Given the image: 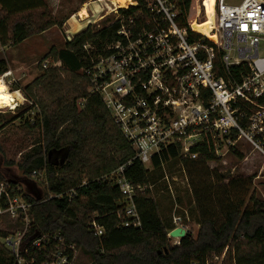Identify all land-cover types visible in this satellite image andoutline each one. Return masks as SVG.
<instances>
[{
	"label": "trees",
	"instance_id": "obj_1",
	"mask_svg": "<svg viewBox=\"0 0 264 264\" xmlns=\"http://www.w3.org/2000/svg\"><path fill=\"white\" fill-rule=\"evenodd\" d=\"M195 4V0L178 1L180 22L184 26L194 17ZM139 10L130 8L121 12L136 14ZM13 18L17 20L13 21ZM64 23L52 19L44 0H0V46L8 42L18 46L52 27H63ZM118 30L119 22L97 31L90 26L67 42L65 50L53 48L52 58L55 62L61 60L63 67L44 69V74L25 88V93L34 102L31 111L36 105L40 109L34 128H39L42 139L17 164L8 161L5 166L16 165L22 174L21 179L32 191H23L22 194L34 204L31 210L34 231L60 235L68 244L91 255L93 264H208L211 257L224 253L235 264H264V201L252 194L251 206H248L237 195L248 190L253 177L221 175L219 181L228 182L221 187L194 186L200 228L196 237L187 234L177 246H172L168 238L174 229L172 219L171 222L164 221L159 210L160 201L149 191L140 193L136 199L142 227L119 226L116 210L121 193L109 178L120 167L131 162L125 175L137 186L162 177L163 164L177 160L192 164L190 173L194 175L193 180L197 179L209 162L218 161L220 157L205 142L192 149V152L199 153L197 160L181 156V144L156 158L152 171L134 160L135 150L115 124L103 100L89 91L91 81L85 72L92 63L84 46L90 44L101 49L118 40ZM204 40L213 46L206 38ZM224 54L221 50L216 55L217 76L240 83L242 77L248 75L249 67L246 64L233 66L227 73ZM8 72L7 61L0 60V78ZM61 72L71 78L63 79ZM15 90L20 89L15 87ZM256 103L264 107V96L256 99ZM20 115L23 118L26 114ZM20 115L14 116L12 122ZM244 122L242 125L246 127ZM9 123L0 114V133ZM26 125L32 129L29 123ZM52 151L64 153L63 163L55 164L53 159L49 160ZM4 153L5 148L0 143V154ZM42 175L45 182L39 188L37 179ZM4 180L6 177L0 172V181ZM10 181L14 187L21 186L16 180ZM73 191V197L50 198L51 194ZM93 220L104 228L102 238L90 230L89 224ZM8 235L3 232L0 238ZM0 264H16V257L1 243Z\"/></svg>",
	"mask_w": 264,
	"mask_h": 264
},
{
	"label": "built area",
	"instance_id": "obj_2",
	"mask_svg": "<svg viewBox=\"0 0 264 264\" xmlns=\"http://www.w3.org/2000/svg\"><path fill=\"white\" fill-rule=\"evenodd\" d=\"M178 1L131 0L121 6L107 0V15L115 16L107 26L119 22V38L101 49L84 46L92 63L85 71L91 81L89 91L101 97L135 150L134 160L145 168L152 170L155 159L178 144L182 145L181 156L190 160L199 158L192 149L200 144L206 142L220 157L241 139L264 154V107L256 103L264 96V57L259 53L264 40V0H243L239 4L217 0L216 25L221 38L216 40L193 28L197 18L181 24ZM130 8L140 10L136 14L121 12ZM104 11L96 9L93 15ZM73 19L81 22L77 15ZM196 35L202 38H194ZM234 47L237 58L232 62ZM221 50L225 52L227 73L233 66L249 67L240 83L217 76L215 59ZM10 76L6 73L2 78ZM127 166L110 176L121 193L116 210L119 226L141 228L136 199L146 191L154 196L156 186L163 183L175 202L171 209L173 230H186L189 215L176 200L178 178L165 172L159 183L136 186L125 175ZM23 191L7 177L0 181V224L10 228L1 244L16 257V264H79L80 250L60 235L40 232L35 237L39 231H34V204L25 199ZM74 195L73 191L51 194L50 198ZM179 211L185 212L184 217L177 215ZM89 228L99 238L104 236V228L96 220Z\"/></svg>",
	"mask_w": 264,
	"mask_h": 264
},
{
	"label": "rangeland",
	"instance_id": "obj_3",
	"mask_svg": "<svg viewBox=\"0 0 264 264\" xmlns=\"http://www.w3.org/2000/svg\"><path fill=\"white\" fill-rule=\"evenodd\" d=\"M47 4V12L58 21H65L63 27L55 26L51 29L32 36L25 42L18 46H13L10 42L6 45L0 46V60L7 61L9 66V72L11 76L4 80L11 93L20 92L24 98L21 103L15 109L5 108L0 109V114L4 117V121L9 123V126L0 133V143L5 148V153L0 154V172L8 179H13L19 182L22 189L27 191L30 187L21 179L22 174L17 166L6 167L5 164L8 161L15 162L16 164L22 159V156L29 152L36 142H39L41 138V131L36 127L38 114L40 115V109L36 105L33 108V100L25 93V88L40 78L44 74V69L51 66H57L62 68V61L57 62L51 56L52 49L63 51L66 49V43L73 40L75 36L92 26L94 30H99L106 27L109 21L115 18L114 15H107L106 4L107 0L102 3H98V0H44ZM114 1V0H113ZM243 0H227L229 3H241ZM195 15L190 20L198 19V23L202 27L194 24L193 27L201 33H209L210 38L213 36L218 39L221 38V34L217 29V0H195ZM115 4H118L114 1ZM87 7L89 19L79 20L73 19L74 15H79V12L83 7ZM105 9L100 15H93L96 9ZM39 12L37 13V15ZM94 16V17H93ZM79 17V16H78ZM103 18V19H101ZM214 18V20H213ZM48 19V17H47ZM110 19V20H109ZM17 18H13L16 21ZM213 20V22H212ZM90 22V23H89ZM216 25V26H215ZM206 31H205V30ZM1 43V40H0ZM260 56L264 57V40L260 45ZM232 62L236 61L237 52L236 48H233L231 52ZM47 66L46 68L44 66ZM63 79L68 80L69 74L61 72ZM15 87H19L20 90H15ZM26 115L22 118L20 114ZM20 118L15 122H12L14 116ZM24 115V114H23ZM40 117V116H39ZM26 123L32 129H29ZM235 149L229 151H223V155L215 162H209L206 167L202 169V173L199 178L192 179L190 168L192 164H184L181 160L168 162L163 166L162 177L154 180L151 183H159L163 178L164 173H168L173 177L178 178L177 195L176 200L178 204L187 210L189 220L185 222L187 225L186 230L188 234L197 236L199 231L197 204L194 198V186L200 185L208 188L212 186L214 189L227 184V181L220 182L219 176L227 177H253V181L249 184L246 192H239L238 197L245 200L246 205L251 206L250 197L255 194L259 200L264 201V154L256 151L254 147L249 144L245 139L239 140ZM57 153V152H56ZM64 154V153H63ZM61 159H58L59 163ZM202 168V167H199ZM147 170H151V167H146ZM152 171V170H151ZM110 179V178H109ZM45 182L44 175L37 179V186L42 188V184ZM164 190V192H162ZM154 198L159 200V210L162 213L164 221L171 222L172 219V206L175 204L174 199L165 192V186L160 183L155 188ZM215 205V201H213ZM167 206V207H166ZM218 211V210H217ZM185 212L179 211L177 215L184 217ZM220 221L222 219L220 218ZM172 226H174L172 224ZM10 228L6 225L0 224V234L3 232H9ZM172 231L169 232V235ZM168 238L171 241L172 246L180 244V239ZM1 243V238H0ZM79 264H93V258L91 255L79 252ZM208 264H235L230 256H226L224 253L222 256L211 257L208 260Z\"/></svg>",
	"mask_w": 264,
	"mask_h": 264
},
{
	"label": "bare ground",
	"instance_id": "obj_4",
	"mask_svg": "<svg viewBox=\"0 0 264 264\" xmlns=\"http://www.w3.org/2000/svg\"><path fill=\"white\" fill-rule=\"evenodd\" d=\"M114 1L117 2L118 4H120L121 6H126V4L128 2H130L131 0H114ZM78 16L81 18V20H85L89 17L86 6L82 8V10L79 12ZM194 24L202 27V25H200L199 23H194ZM196 31H198V30H196ZM205 34L209 35V33L207 31ZM211 39L216 40V38H214L213 36L211 37ZM22 100H23V97H22L21 93L20 92L11 93L7 84L4 82V79L1 77L0 78V109H5V108L15 109L16 107L19 106V104Z\"/></svg>",
	"mask_w": 264,
	"mask_h": 264
},
{
	"label": "water",
	"instance_id": "obj_5",
	"mask_svg": "<svg viewBox=\"0 0 264 264\" xmlns=\"http://www.w3.org/2000/svg\"><path fill=\"white\" fill-rule=\"evenodd\" d=\"M62 157H63V152L55 153V152L52 151V152L49 153V160L52 161V159H53L55 164H59V163H57V162H58V159H61ZM63 161H64V160H63V158H62L60 162L63 163ZM27 191H28L29 193L32 192V191L29 190V189H27ZM38 199L40 200L41 197H38ZM39 235H40V232H38V233L36 234L35 237H37V236H39ZM186 236H187V234H186V230L183 229V228H176V229L173 230V231L170 233V235H169L170 238H177V239H180V240H182V239L185 238ZM35 237H34V238H35Z\"/></svg>",
	"mask_w": 264,
	"mask_h": 264
},
{
	"label": "crops",
	"instance_id": "obj_6",
	"mask_svg": "<svg viewBox=\"0 0 264 264\" xmlns=\"http://www.w3.org/2000/svg\"><path fill=\"white\" fill-rule=\"evenodd\" d=\"M2 60V59H1Z\"/></svg>",
	"mask_w": 264,
	"mask_h": 264
}]
</instances>
